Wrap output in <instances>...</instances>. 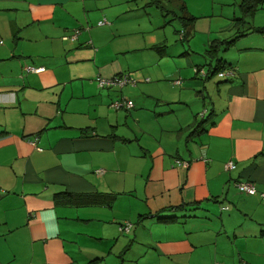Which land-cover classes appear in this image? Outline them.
Returning a JSON list of instances; mask_svg holds the SVG:
<instances>
[{"label":"crops","instance_id":"crops-1","mask_svg":"<svg viewBox=\"0 0 264 264\" xmlns=\"http://www.w3.org/2000/svg\"><path fill=\"white\" fill-rule=\"evenodd\" d=\"M148 3L165 24L178 19L175 34L189 29L187 48L179 40L186 66L167 69L168 46L152 36L149 50L158 57L146 59L138 76L147 83L144 100L117 109L116 95L102 93L96 78L135 77L138 67L120 60L127 41L117 54L105 51L110 36L131 34L115 27L125 5L0 0V264L104 259L83 253L81 236L111 241L110 264H264V32L253 31L264 28V3L251 21L226 26L233 34L222 39L212 34V18L195 17L184 0ZM247 25L252 30L219 54L221 70L233 75L211 82L205 50ZM77 29L75 41L63 39ZM196 35L202 51L191 48ZM184 92L197 109L177 114L168 105H182ZM230 161L235 167L226 170ZM240 182L255 193L239 192ZM90 222L92 230L76 228ZM126 222L132 226L121 232Z\"/></svg>","mask_w":264,"mask_h":264},{"label":"rangeland","instance_id":"rangeland-1","mask_svg":"<svg viewBox=\"0 0 264 264\" xmlns=\"http://www.w3.org/2000/svg\"><path fill=\"white\" fill-rule=\"evenodd\" d=\"M188 3L189 10L191 13H193L196 16H210L212 18V28H213V36L217 35V37L225 38L228 36H231L233 34V31L227 30L226 26H232V24H235V21L233 20L234 17L240 16L239 11V3L241 0H184ZM150 0H118L119 5H125L126 8L124 10L123 14H119L117 16V24L116 28L120 29L122 27L125 29H130V33L128 36L120 37L119 35L116 36V38H112L110 36L109 38V45L106 47L105 51L109 52L111 51L114 54H117L118 52V46L120 42L127 41V45L129 46L127 51L121 52L120 60L122 64L126 67V65H130L131 67H138L135 72V77L133 79H136L138 82L136 85H125L122 89V93L119 92V87H111V88H104L101 89V92L106 95V92L109 91V96H115L113 100H130L133 101L137 100L139 96H141V100L143 99V96L140 92V89H142L143 86H146L147 83H143L141 78H138L140 73L142 72V67L144 66V63L146 62V59L150 58V56H156L149 48H151L150 38L152 36H156L158 41L160 43L166 44L167 50L169 53H171V56L165 57V67L169 70L172 68L176 69L175 64L181 63L182 68H184L186 65H184L186 58L188 57H182L180 54L183 51V45L179 41L180 35L174 33V28H180V23L178 19L172 20L171 24H165V21L162 17V13L159 9H157L154 5L149 4ZM236 15V16H235ZM172 17V16H170ZM165 18V17H164ZM248 21H251V18H246ZM104 20V19H102ZM130 27V28H129ZM221 30V31H220ZM120 37V38H118ZM100 40V36H99ZM188 42H184V45L187 48ZM190 45L192 50L202 51L204 48V41L202 40V35H196L190 40ZM195 45V46H192ZM122 51V50H121ZM221 53V52H220ZM115 56V55H114ZM158 57V56H157ZM56 58V57H55ZM195 59V56L192 57ZM203 58L200 56L198 57V60ZM157 66V62H155V66H151V68H154ZM150 68V67H148ZM126 70V68L124 69ZM186 70V69H184ZM176 71V70H175ZM187 76H176V79H183ZM146 78V77H145ZM194 75L190 80H194ZM144 79V78H143ZM189 79V78H187ZM211 82H218L221 79L218 77V73H215L212 78ZM97 83V82H96ZM172 83V84H171ZM168 84L172 86V88L176 89V93H181L182 89L181 87H176L173 82L169 81ZM163 89V86H160V90ZM168 89V88H167ZM113 90V91H112ZM159 90V91H160ZM171 91V89H168ZM173 91V90H172ZM137 93V94H135ZM139 94V95H138ZM188 92H184L182 94L186 95ZM191 94L189 93L186 98V100H183L182 105L178 104H170L169 108H172L176 111L177 114H179L182 110H193L197 109V106L192 101L194 99H190ZM130 98V99H127ZM151 102L154 100L148 99ZM140 99L136 101L139 103ZM189 101V102H188ZM170 101H167L169 103ZM134 106V103H133ZM203 109L202 104H200V111ZM122 111V110H121ZM105 112V111H104ZM124 113L127 111L124 110ZM206 111L202 110L198 114V120L200 121L202 118V115H205ZM123 128L128 131L127 128L123 126ZM145 137V136H144ZM143 142V140H142ZM110 215L107 219H109ZM181 221H184L183 218L180 217ZM95 226V223L90 222L86 224L78 223L76 224V228L79 229V231L82 230H89ZM112 226V225H111ZM113 227V226H112ZM102 228H104V225H102ZM99 231V230H97ZM108 231L107 235H111ZM82 243H84V246L86 248L85 254H92L98 255L96 253H99L101 255H104V259L100 260L96 264H110V262L114 261V255L109 256V251L111 248V241L108 239L99 241V240H93L88 239L85 236L79 237ZM82 253V255H83ZM114 253H116L114 251ZM84 257H88L87 255H83ZM81 256V258L83 257ZM87 259V258H86ZM143 262V261H142ZM86 263V261H85ZM130 264V263H126ZM132 264H136V262H133ZM139 264H142L141 261Z\"/></svg>","mask_w":264,"mask_h":264},{"label":"built area","instance_id":"built-area-1","mask_svg":"<svg viewBox=\"0 0 264 264\" xmlns=\"http://www.w3.org/2000/svg\"><path fill=\"white\" fill-rule=\"evenodd\" d=\"M105 21H100L98 22V25H102L104 24ZM80 34V30L77 29V30H74V32L69 35V36H65L63 37L64 40H70V41H75L78 36ZM182 35V34H181ZM181 37V36H180ZM44 70L43 67H39V68H33V67H27L26 68V71H29V72H34V73H40ZM200 71V70H199ZM200 73L204 74V71H200ZM218 73V77L222 78V77H229L231 75H233V70L232 69H229V68H226L225 70H221ZM148 80V79H146ZM96 82L98 84V86L100 88H111V87H119V88H122L124 87L125 85H136V81L134 79H132L131 77L127 76V75H124V74H120V75H115V76H111V77H97L96 78ZM180 83V80H176L175 81V84H179ZM112 106L119 109V108H122V107H126V108H132L133 107V103L131 100H116V102L112 103ZM28 141L31 143V144H35L36 141H37V138H28ZM176 164L178 166H182V167H185L187 168L188 167V162H184V161H176ZM235 167L234 163L233 162H228L227 164H225V169L226 170H230V169H233ZM237 188L239 190V192L241 193H244V194H254L256 189H255V186L250 183V182H240L237 184ZM132 224L129 223V222H126L122 225L119 226V230L121 232H127L129 231V229L131 228ZM217 264H220V263H217Z\"/></svg>","mask_w":264,"mask_h":264},{"label":"trees","instance_id":"trees-1","mask_svg":"<svg viewBox=\"0 0 264 264\" xmlns=\"http://www.w3.org/2000/svg\"><path fill=\"white\" fill-rule=\"evenodd\" d=\"M154 1L158 2V0H154ZM262 3H264V0H242L238 5L239 11H240V16L234 17L235 26L236 27L239 26L242 22L244 24V19L246 17H252L256 13V11L261 8ZM189 19L194 20L195 18L191 17ZM183 25L186 26V24H184V22H183ZM251 30H252V28L250 26L248 27V25H247V27L243 28L241 31L237 30L236 34L231 39L214 40L213 42H211L209 44V46L205 50V52L209 58V61L214 62L213 67L211 68L212 69V72H211L212 75L215 74L216 72L221 71V69L225 68L223 61L219 56L220 52L228 49L231 46V44L236 40V38L243 35L245 33V31H251ZM253 31L264 32V28L253 29ZM176 33H178L181 36L179 38L180 41H188L187 36L190 35L189 29H188V32H186L185 29H182V30L176 31ZM227 67H230V66H227ZM197 130L198 129L196 128V131ZM64 195H65V197H67V195H69L68 198L73 197V195L69 194V193L68 194L65 193ZM189 205L192 207L195 204H189ZM174 209H177V208H174ZM261 233H262V235H264V228L261 229ZM98 260L99 259H94L92 261H89L88 264H93Z\"/></svg>","mask_w":264,"mask_h":264}]
</instances>
